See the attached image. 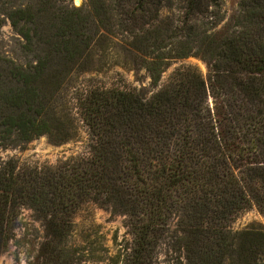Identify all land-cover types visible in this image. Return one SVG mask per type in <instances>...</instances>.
Wrapping results in <instances>:
<instances>
[{
  "label": "trees",
  "instance_id": "obj_1",
  "mask_svg": "<svg viewBox=\"0 0 264 264\" xmlns=\"http://www.w3.org/2000/svg\"><path fill=\"white\" fill-rule=\"evenodd\" d=\"M86 5L26 0L7 13L33 60L0 56V147L66 142L78 122L89 146L54 164L0 162V253L27 207L43 231L34 264H77L69 236L90 202L126 217L122 264H154L161 245L180 264H264V230L231 225L251 207L264 216V0H238L229 21L222 0ZM105 40L128 52L113 63L143 68L148 85L117 72L70 93ZM190 55L206 76L189 63L164 76Z\"/></svg>",
  "mask_w": 264,
  "mask_h": 264
},
{
  "label": "rangeland",
  "instance_id": "obj_2",
  "mask_svg": "<svg viewBox=\"0 0 264 264\" xmlns=\"http://www.w3.org/2000/svg\"><path fill=\"white\" fill-rule=\"evenodd\" d=\"M25 2L26 0H0L2 23L0 27V56L11 58L22 65L33 60V51L26 49L25 40L12 26L7 13L14 3ZM237 2L238 0H222L225 20L229 21L234 14ZM72 3L75 6L82 5L87 8L86 0H80L79 3L72 0ZM118 50L122 57H128V52L121 44L114 45L109 40L103 41L99 45V56H97L100 60L92 65L93 72L90 75L75 73L70 80L72 87L69 92H74V85L77 87L91 83L110 84L119 76L117 72L130 85L142 82L147 86L149 78L143 68L135 70L113 63L118 57L113 54ZM121 61L126 63L123 59ZM186 63L194 65L203 76H206V63L194 55L171 61L164 76L180 64ZM88 146L87 129L85 125L78 122L75 136L66 142L56 143L47 135H41L22 146L0 147V162L12 158L18 164H54L69 156L86 154ZM34 217L31 209L23 207L20 210L14 236L0 253V264H34L38 242L43 233L40 223ZM73 219L74 226L69 236V243L77 250V264H122L121 259L125 246H129L131 239L127 219L124 215L114 214L108 209L89 202L81 205L75 211ZM231 225L234 230H242L251 226L264 230V216L255 207H251L241 212ZM179 261L177 254L168 245L157 247L154 264H180Z\"/></svg>",
  "mask_w": 264,
  "mask_h": 264
},
{
  "label": "water",
  "instance_id": "obj_3",
  "mask_svg": "<svg viewBox=\"0 0 264 264\" xmlns=\"http://www.w3.org/2000/svg\"><path fill=\"white\" fill-rule=\"evenodd\" d=\"M76 3H79L80 2V0H74Z\"/></svg>",
  "mask_w": 264,
  "mask_h": 264
}]
</instances>
